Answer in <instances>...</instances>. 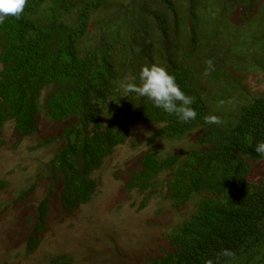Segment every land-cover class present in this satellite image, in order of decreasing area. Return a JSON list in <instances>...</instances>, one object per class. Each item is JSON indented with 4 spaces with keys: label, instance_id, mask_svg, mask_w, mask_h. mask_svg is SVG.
<instances>
[{
    "label": "trees",
    "instance_id": "1",
    "mask_svg": "<svg viewBox=\"0 0 264 264\" xmlns=\"http://www.w3.org/2000/svg\"><path fill=\"white\" fill-rule=\"evenodd\" d=\"M112 1L28 0L19 19L0 24V144L8 123L18 139L35 134L47 90L43 112L61 127L41 144L62 147L46 170L48 195L28 219L25 254L39 247L50 197L57 194L61 209L75 212L92 196L91 174L104 159L135 126L155 124L157 139L193 134L192 147L183 155H144L130 185L157 188V176L169 172L170 208L191 212L145 264H215L217 258L264 264V155L254 150L264 142V95L246 88L243 78L227 85L224 97L208 90L229 74L264 76V0H149L134 9ZM209 59L214 70L205 76ZM152 64L166 67L195 98V120L181 122L146 97L125 93L126 77L139 83L141 68ZM209 115L222 124L207 123ZM224 249L234 259L220 257ZM50 263L67 264L63 257Z\"/></svg>",
    "mask_w": 264,
    "mask_h": 264
},
{
    "label": "rangeland",
    "instance_id": "2",
    "mask_svg": "<svg viewBox=\"0 0 264 264\" xmlns=\"http://www.w3.org/2000/svg\"><path fill=\"white\" fill-rule=\"evenodd\" d=\"M142 1L148 3L149 0H113L112 4L116 8L123 4L134 9V5ZM107 10L111 12L112 7ZM101 16L104 15L101 13ZM241 78L246 88L264 95V76L256 77L248 72L229 74L221 82L208 85L210 95L226 96L227 85ZM48 94L49 90L40 98L35 134L18 139L10 123L3 128V144H0V264H51L50 260L56 257H63L67 264H145L156 258L172 228L188 216L191 208L181 211L170 208L165 198L169 172L157 176L154 181L157 188L143 192L131 187L130 183L144 155L155 154L159 158L183 155L192 147L194 135L157 139L155 135L160 126L155 124L135 126L128 140L104 159L102 166L91 174L95 183L92 196L75 212L67 213L61 209L57 194L50 197L39 247L32 255L25 254V237L31 225L28 219L48 195L46 170L62 147V142L41 145L61 134L60 125L48 121L43 112ZM144 133H151V136L146 137ZM144 142L151 145L150 151H144L140 144ZM35 184L37 186L29 196L17 200Z\"/></svg>",
    "mask_w": 264,
    "mask_h": 264
},
{
    "label": "clouds",
    "instance_id": "3",
    "mask_svg": "<svg viewBox=\"0 0 264 264\" xmlns=\"http://www.w3.org/2000/svg\"><path fill=\"white\" fill-rule=\"evenodd\" d=\"M28 5V0H0V24L5 22L8 17L19 19ZM204 75L214 70L213 60L206 62ZM126 83L123 84L125 93H135L141 97H146L154 103V106L162 109L169 115L175 114L181 122L195 120L197 112L191 107L195 98L186 95L177 84L173 75L169 74L166 67L157 64L145 65L139 73V83H136V77L129 75L126 77ZM205 121L210 124H222L220 117L209 115ZM150 137L151 133H144ZM144 151H150L151 145L146 142L140 143ZM258 154L264 155V142H259L255 149ZM220 257L234 259L235 253L224 249L219 253ZM206 264H214L212 259L206 261ZM215 264H219V258Z\"/></svg>",
    "mask_w": 264,
    "mask_h": 264
}]
</instances>
